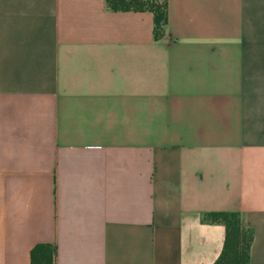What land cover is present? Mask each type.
<instances>
[{
	"label": "crops",
	"instance_id": "1",
	"mask_svg": "<svg viewBox=\"0 0 264 264\" xmlns=\"http://www.w3.org/2000/svg\"><path fill=\"white\" fill-rule=\"evenodd\" d=\"M0 0V264H264V0Z\"/></svg>",
	"mask_w": 264,
	"mask_h": 264
},
{
	"label": "trees",
	"instance_id": "2",
	"mask_svg": "<svg viewBox=\"0 0 264 264\" xmlns=\"http://www.w3.org/2000/svg\"><path fill=\"white\" fill-rule=\"evenodd\" d=\"M107 8L114 12H151L154 14V36L165 37L169 23L168 0H106ZM207 223H220L226 228L222 253L214 264H250L254 231L247 228L242 216L236 212L208 213ZM31 264H56V247L38 244L31 251Z\"/></svg>",
	"mask_w": 264,
	"mask_h": 264
}]
</instances>
